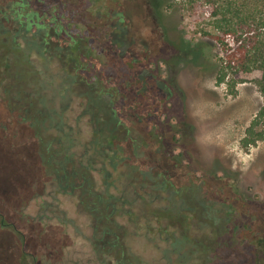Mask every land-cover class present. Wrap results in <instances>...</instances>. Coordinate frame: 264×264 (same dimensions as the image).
Instances as JSON below:
<instances>
[{
	"label": "trees",
	"instance_id": "obj_1",
	"mask_svg": "<svg viewBox=\"0 0 264 264\" xmlns=\"http://www.w3.org/2000/svg\"><path fill=\"white\" fill-rule=\"evenodd\" d=\"M182 4L198 22L195 48L205 59L209 44L214 51L216 83L235 92L244 73L260 71L261 106L241 140L256 144L264 137V0ZM78 16L73 0H0V101L7 110L0 131L10 147L35 142L41 163L31 182L37 211L26 218L78 229L68 210L74 204L88 229L84 262L42 263L36 255L32 264H146L130 244L139 235L163 245L159 264H264V215L243 212L231 190L165 150L159 125L170 86L143 61H130L126 79L110 62L112 54L123 60L133 44L126 24L103 31ZM9 225L25 246L24 229Z\"/></svg>",
	"mask_w": 264,
	"mask_h": 264
},
{
	"label": "rangeland",
	"instance_id": "obj_2",
	"mask_svg": "<svg viewBox=\"0 0 264 264\" xmlns=\"http://www.w3.org/2000/svg\"><path fill=\"white\" fill-rule=\"evenodd\" d=\"M73 2L83 25L95 23L104 31L121 18L126 24L133 44L123 60L117 59L118 54L110 57V62L116 61L120 67L122 79L131 76L130 61L136 59V63L143 61L172 89L173 95L164 105L159 125L165 150L196 175L216 180L221 187L231 190L237 196L234 202L240 205V210H254L263 216L264 137L247 147L241 144L247 126L261 106L260 71L244 73L235 92L225 83H216L214 51L209 44L206 47L209 58L205 59L195 48V43L201 40V33H196L198 22L189 15L186 5L180 7L181 0ZM176 4L181 10L174 9ZM77 110L75 107L72 114ZM6 112L0 101V117L5 118ZM81 129L80 138L85 140L90 136V127L83 121ZM25 130L20 129L22 136ZM2 139L0 131V214L1 220L8 223L3 225L0 221V264H32L36 255L43 259L42 263L69 258L84 262L90 255L84 237L88 234L87 221L77 216L78 231L56 219L41 223L26 218L37 211L34 208L37 201L31 196L33 172L38 164L36 146L31 142L23 148L10 147ZM64 203L67 206V201ZM11 222L26 232L25 246L9 225ZM44 242L49 243L50 250L42 249ZM130 244L141 253L146 264L160 263L162 244L157 247L142 235L132 238Z\"/></svg>",
	"mask_w": 264,
	"mask_h": 264
},
{
	"label": "crops",
	"instance_id": "obj_3",
	"mask_svg": "<svg viewBox=\"0 0 264 264\" xmlns=\"http://www.w3.org/2000/svg\"><path fill=\"white\" fill-rule=\"evenodd\" d=\"M4 105V104H3ZM5 107V106H4ZM6 109V108H5ZM7 115V112L4 114V117ZM3 116V115H2ZM3 140V139H2ZM5 143V142H4ZM31 143V142H30ZM35 143V142H34ZM27 144H29V143H26V144H23V145H20L21 147H19V148H23V147H25ZM5 145V144H4ZM35 146H36V144H35ZM19 148H17V149H19ZM36 150V149H35ZM35 154H36V151H35ZM36 157H37V154H36ZM37 159H38V157H37ZM37 165L35 166V167H37L36 169H40L41 168V163H40V161H39V159H38V161H37ZM62 199H63V201H66L67 200V197L66 196H62ZM67 207V206H66ZM35 209L37 208L36 207V205H35V207H34ZM69 210V212L71 213V214H73L74 216H78V214L75 212V206H74V204H71V206H70V208L68 209ZM82 219H84V220H86L85 219V217H81Z\"/></svg>",
	"mask_w": 264,
	"mask_h": 264
},
{
	"label": "flooded vegetation",
	"instance_id": "obj_4",
	"mask_svg": "<svg viewBox=\"0 0 264 264\" xmlns=\"http://www.w3.org/2000/svg\"><path fill=\"white\" fill-rule=\"evenodd\" d=\"M99 1V0H98ZM97 1V2H98ZM157 3V2H156ZM154 4H155V2H154ZM156 6H159V9H162V6L159 4V3H157V4H155ZM155 8H158V7H155ZM120 16H122V13L120 12ZM122 19V18H121ZM126 26V25H125ZM124 29V28H123ZM126 31H128V28H127V26H126Z\"/></svg>",
	"mask_w": 264,
	"mask_h": 264
}]
</instances>
